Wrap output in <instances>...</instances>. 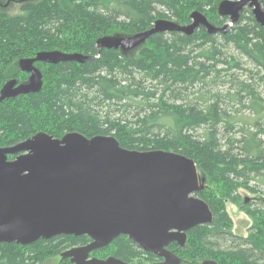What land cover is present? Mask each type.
Returning a JSON list of instances; mask_svg holds the SVG:
<instances>
[{"label":"trees","instance_id":"1","mask_svg":"<svg viewBox=\"0 0 264 264\" xmlns=\"http://www.w3.org/2000/svg\"><path fill=\"white\" fill-rule=\"evenodd\" d=\"M219 1L24 0L18 14L0 8V89L9 79L27 82L18 60L37 52L90 57L34 63L41 75L38 91L0 101V147L37 132L54 138L78 132L112 135L127 149L181 153L204 179L197 195L213 217L187 231L183 246L173 242L167 249L183 264H264V208L240 193H264V97L258 92L264 84V26L242 9L225 33L199 25L191 34L156 32L127 52L96 47L101 37L140 33L156 20L187 26L194 11L222 27L229 19L219 14ZM228 46L253 64L252 71L244 68L246 77L229 72L241 66L227 59ZM228 203L251 220L246 236L232 232ZM88 241L85 235H56L28 245L0 242V264H48L56 255L53 264H70L60 254ZM90 255L142 264L161 260L125 235Z\"/></svg>","mask_w":264,"mask_h":264},{"label":"water","instance_id":"2","mask_svg":"<svg viewBox=\"0 0 264 264\" xmlns=\"http://www.w3.org/2000/svg\"><path fill=\"white\" fill-rule=\"evenodd\" d=\"M246 5L264 26L258 0H221L217 10L229 19L222 27L194 11L187 26L156 20L140 33L101 37L96 47L98 52L103 48L127 52L156 32L191 34L199 25L208 33H225ZM88 59L77 52H37L21 58L18 66L29 74L28 81L7 80L0 89V101L38 91L41 75L36 62ZM203 181L194 160L178 152L127 149L112 135L87 138L68 132L54 138L37 132L0 147V242L28 245L56 235H85L88 243L68 248L60 256L70 264H142L90 256L125 235L136 247L161 258L145 264H183L167 246L173 242L183 246L187 231L212 221L208 204L197 195ZM200 264L218 263L208 259Z\"/></svg>","mask_w":264,"mask_h":264},{"label":"rangeland","instance_id":"3","mask_svg":"<svg viewBox=\"0 0 264 264\" xmlns=\"http://www.w3.org/2000/svg\"><path fill=\"white\" fill-rule=\"evenodd\" d=\"M24 0H0V8L9 13V14H18L20 13V5ZM35 1V0H34ZM225 52L227 54L228 60H236L241 68H232L229 72L234 73L236 75H240L241 78L246 77L247 73L244 71L246 69H250L251 71L254 70L253 64L242 54H240L238 51H236L231 46H228L225 49ZM228 85H226L227 87ZM258 92H260V96L264 97V84L259 83L258 85ZM240 193L242 195V198H247L248 201H253L257 206H260L264 208V193L258 192L256 194H251L245 190H240ZM227 211L232 219V232L234 234L246 236L247 230L251 224V220L247 217V215L240 210V207L237 205H233L228 203L227 204ZM59 259V256H52L50 259H48V264L56 263ZM186 261V259H184ZM142 262H147V260H142ZM187 262V261H186ZM151 263V262H150ZM197 263H201V260H198Z\"/></svg>","mask_w":264,"mask_h":264},{"label":"flooded vegetation","instance_id":"4","mask_svg":"<svg viewBox=\"0 0 264 264\" xmlns=\"http://www.w3.org/2000/svg\"><path fill=\"white\" fill-rule=\"evenodd\" d=\"M259 2H260V5H261V8H262V4H263V0H258ZM244 10H250L251 11V8L248 6V5H246L244 8H243ZM89 242V241H88ZM87 242V243H88ZM86 244V243H85ZM84 245V244H83ZM76 246H81V245H76ZM72 247H75V246H72ZM71 248V247H70ZM91 256V255H90ZM69 260V259H68Z\"/></svg>","mask_w":264,"mask_h":264}]
</instances>
